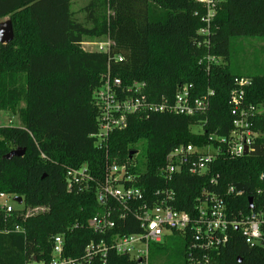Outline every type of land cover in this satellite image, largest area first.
Returning a JSON list of instances; mask_svg holds the SVG:
<instances>
[{
  "label": "trees",
  "instance_id": "1",
  "mask_svg": "<svg viewBox=\"0 0 264 264\" xmlns=\"http://www.w3.org/2000/svg\"><path fill=\"white\" fill-rule=\"evenodd\" d=\"M213 1L214 15L206 28L202 19L207 9L197 0H90L79 11L81 20L71 11L70 0H0V21L10 20L13 29L12 41L0 45V111L17 115L20 123L0 127V194L20 197L24 206L9 214L0 210V264L48 261L58 235L64 239V257L81 261L89 243L140 234L139 222L130 214L107 234L94 233L87 221L107 207L97 203L93 189H66V170L84 166L101 181L111 164L130 169L147 207L170 193L171 207L192 222L197 201L210 193L224 199L236 222L257 215L258 244L250 247L241 230L231 228L227 242L208 257L211 264H264V0ZM103 36L111 42L109 54L81 50L84 38ZM253 38L262 43V64L243 62L244 74L233 73V53ZM209 57L221 63L207 62ZM107 72L124 87L145 83L149 103L170 99L184 86L193 98L212 92L208 109L193 117L136 113L128 116L126 128L97 146L91 137L99 128L92 93ZM241 78L249 82L243 105L258 109L250 119L256 133L250 151L240 158L218 155L203 175L183 170L169 180L160 177L174 147L204 146L209 136L227 137L229 95L234 79ZM139 145L143 166L133 156L129 159ZM13 150L24 154L6 160ZM236 184L249 191L251 209L244 193L228 192ZM40 207L41 212L23 214ZM178 236L172 233L165 244L150 245L148 258L153 248L162 253L163 264H191L190 228ZM98 257L79 264H101ZM102 264L137 262L108 249Z\"/></svg>",
  "mask_w": 264,
  "mask_h": 264
},
{
  "label": "built area",
  "instance_id": "2",
  "mask_svg": "<svg viewBox=\"0 0 264 264\" xmlns=\"http://www.w3.org/2000/svg\"><path fill=\"white\" fill-rule=\"evenodd\" d=\"M204 3L207 9L202 21L206 28L214 15L213 0H197ZM207 30H202V33ZM88 52L109 54L111 42L106 37H100ZM120 61L121 58H117ZM207 62L221 63L219 58L209 57ZM249 84L246 79H234V88L230 91L229 105L231 115V130L227 137L209 136V143L204 146L179 145L174 147L165 157L164 165L159 169V176L170 179L180 171H187L191 175H203L218 155L230 158L244 156V151H250L256 136L252 129L251 117L258 109L243 105L244 89ZM145 83L134 82L123 86L118 78L108 72L101 78L100 85L93 90L92 103L98 110V132L91 135L96 139V145L101 146L110 133L126 128L128 116L143 113L169 114L193 117L205 113L209 106L212 92L201 98H193L189 88H179L170 99L162 97L158 102H147L145 98ZM65 186L68 191H90L93 189L98 204L106 206L103 214L92 217L87 226L99 234H107L115 227L116 221L124 220L127 214L133 215L139 222L140 234L111 235L98 243H89L85 247V255L81 261H91L93 256L103 258L108 249L117 255L127 256L137 264H147L149 246L162 243L163 239L172 233L185 235L190 228L192 251L189 262L191 264H211L208 254L216 251L228 240L229 229L241 230L244 241L250 247L258 244L261 239V222L255 214H251L245 222H236L228 214L223 198L214 194L204 193L196 203V215L192 222L190 217L177 211L169 204L173 197L165 193L166 198L159 200L152 207H147L143 199V191L136 186V177L126 165H106L105 174L101 181H95L93 175L84 166L69 169L64 174ZM228 192H235L231 187ZM156 194H159L158 192ZM6 195L0 194L4 199ZM23 204V203H22ZM119 206L111 208L109 205ZM0 210L9 214L13 209L0 206ZM15 211V210H14ZM116 218V220H115ZM14 231L19 232L18 227ZM109 247V248H108ZM64 253V239L58 235L52 239L51 257L48 261L30 262L29 264H79L66 258ZM192 255H194L192 257ZM101 262V264H102Z\"/></svg>",
  "mask_w": 264,
  "mask_h": 264
},
{
  "label": "rangeland",
  "instance_id": "3",
  "mask_svg": "<svg viewBox=\"0 0 264 264\" xmlns=\"http://www.w3.org/2000/svg\"><path fill=\"white\" fill-rule=\"evenodd\" d=\"M84 1L87 0H76V4L75 7L80 4L83 3ZM87 2L83 3L84 5ZM76 9V8H75ZM80 12H76V14L78 15ZM78 18V17H77ZM6 19H3V21ZM78 20H81V18L79 17ZM94 38H84L83 39V43L81 45V50L82 51H90V49H92V46H87V43H94L96 42ZM262 43L259 39L257 38H253V39H245L244 41H242L241 43V47H238L236 50V53H233V56L230 60L231 64L234 66L235 69H231V71L233 73H241L244 74L245 69H247V67L242 66V63L244 65H247V62L249 61H254L256 60L258 63L262 64V60H263V55H262ZM19 119L17 117V115L11 113V112H3L0 111V127H16L19 126ZM191 131L194 133L200 132L199 128L196 127H192ZM138 152L136 155H133V161L136 162V164L139 166H143V159H142V146L139 145L138 146ZM13 196L12 195H6V197L4 199L0 198V206H9L11 207L13 210H17V211H23L24 210V206L23 204L19 205L17 202H15L13 200ZM43 207L40 208H35V209H27L26 211H24V215H33L36 214L38 212L43 211ZM179 235V234H177ZM180 235L177 237L179 239ZM166 238V237H165ZM163 239L162 243L164 242V244L169 240V239ZM178 239L176 240V242H178ZM160 243V244H162ZM159 244V245H160ZM158 245V244H157ZM165 262V258L162 256V253L159 251H153V248L151 249V256L150 259L148 258L147 260V264H163Z\"/></svg>",
  "mask_w": 264,
  "mask_h": 264
},
{
  "label": "water",
  "instance_id": "4",
  "mask_svg": "<svg viewBox=\"0 0 264 264\" xmlns=\"http://www.w3.org/2000/svg\"><path fill=\"white\" fill-rule=\"evenodd\" d=\"M13 39V29H12V24L10 22V20L6 19V20H2L0 21V45H6L9 44ZM24 154V150H13L11 152H9L4 158L6 160H10L13 157L15 158H19L21 156H23ZM134 151H131L129 153V159H131V157L134 155ZM247 154V151H244V155ZM235 193L236 194H242L244 193L247 196V202H248V206L249 209H251V204H252V198L249 195V191L247 190L246 187H244L241 184H236L233 186ZM13 200L15 202H17L19 205L22 204V199L20 197H14ZM33 262H36V260L34 259Z\"/></svg>",
  "mask_w": 264,
  "mask_h": 264
},
{
  "label": "crops",
  "instance_id": "5",
  "mask_svg": "<svg viewBox=\"0 0 264 264\" xmlns=\"http://www.w3.org/2000/svg\"><path fill=\"white\" fill-rule=\"evenodd\" d=\"M89 1H90V0H87V1H84L83 3H85V2L88 3ZM75 2H76V0H70L71 11L74 12V13L79 12V11H80V10H81V9L87 4V3H86V4L84 5L83 3H80V4H78V5L75 7V4H76ZM75 8H76V9H75ZM77 17H78V18L80 17V18L82 19L83 15H82L81 13H79L78 15L76 14V18H77ZM78 18H77V19H78Z\"/></svg>",
  "mask_w": 264,
  "mask_h": 264
}]
</instances>
